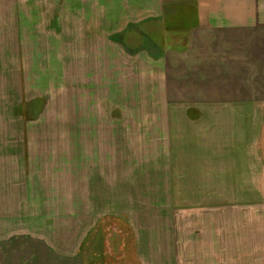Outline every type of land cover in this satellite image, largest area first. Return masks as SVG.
<instances>
[{
    "label": "crops",
    "instance_id": "0c3cea01",
    "mask_svg": "<svg viewBox=\"0 0 264 264\" xmlns=\"http://www.w3.org/2000/svg\"><path fill=\"white\" fill-rule=\"evenodd\" d=\"M28 1L0 0L2 50L13 46L15 33L34 27L38 15H31ZM147 1L141 7L140 0H127L138 12L123 19V27L113 33L126 31L129 24L134 29L111 43L107 58L115 61L121 53L132 67L129 77H160L165 101L161 152L138 164L140 174L130 173L129 155L121 153L122 131L130 132L136 124L121 123L120 110L104 105V98L100 107L95 101L101 111L81 98L93 96L94 90L103 96L102 62L95 64L86 56L79 62L95 66V76L74 64L65 74L63 68L57 73L61 67L55 56L40 62L39 53H31L33 63H27L23 45L15 63H10L14 52L0 53V264H84L81 259L91 257L88 248L94 254L93 244L100 246L109 225H126L119 221L120 196L123 203H133V195L145 187L157 188L147 193L173 194L172 202L180 205L172 222L154 218L155 229L145 224L151 235L164 224L166 235H175L179 255L185 238L204 248L205 257L217 244L220 252L228 250L232 221L242 220L249 236L241 242L264 252V0H190L194 5L164 13L153 7L157 0ZM169 1L189 0H160V7ZM68 15L74 23L75 13ZM99 33L101 39L112 30ZM104 44H97L102 54ZM82 47L79 43L78 49ZM156 124L146 126L153 131ZM26 160L32 163L29 171L20 165ZM14 162L20 170L12 176L6 166ZM142 174L145 178L137 180ZM73 201L80 202L78 219L66 213L57 219L56 211L71 210ZM233 201L242 206L237 212L252 214L231 215ZM216 207L223 210L222 217L212 212ZM178 215L205 216L203 222L211 229L196 220L184 235Z\"/></svg>",
    "mask_w": 264,
    "mask_h": 264
},
{
    "label": "rangeland",
    "instance_id": "374dc122",
    "mask_svg": "<svg viewBox=\"0 0 264 264\" xmlns=\"http://www.w3.org/2000/svg\"><path fill=\"white\" fill-rule=\"evenodd\" d=\"M97 1L98 6L96 5ZM159 1L160 0L152 2L153 7L157 5L155 8L157 13H164L167 10L176 11L188 7L190 4L194 5L190 0L186 2L179 1L177 3L169 1V5L163 2V6L160 7ZM139 3V5L143 7L145 3L149 4V1L140 0ZM26 4L32 16L34 13L38 15L37 18L34 19V27L29 26V30H25L24 34L21 32L18 34L15 33V37L11 39L13 46L10 45L6 47L7 50H2L0 47V53L7 52L6 55L9 56L14 52L10 59V63H15V59L21 56L24 51L17 53L18 47L23 45L27 47V63H33L30 55L31 53L33 56L39 53L40 62L41 60H46L48 57L52 60L55 56L57 67H61L57 68V73L62 71L63 68L65 74L69 73L71 65L74 64V66L86 68L88 73L90 72L95 76L97 69L95 66L84 67L80 66L79 62L82 63V59L85 56L87 59L92 58L95 64L96 62H99V64L102 62L105 81L103 85V96L100 90H94L92 91L93 96L88 97L85 95L81 98L83 101L89 99L90 103L93 105L92 109L94 111H101V109L99 110L96 108L95 101L100 107L101 100L104 98V105H112L120 110L119 121L121 123L136 124L135 128L130 130V132L128 129L122 131L125 135H123L124 144L121 146V153L129 155L128 158L130 162L128 165L130 173L140 174L142 170L138 171L140 166L138 164L141 163V166H143L142 161L150 158L153 153L156 155L161 152V141L163 136V129L161 126H163L164 120L162 106L165 104V101H163L161 97L162 87L159 80L160 77H147L144 74L141 75V77H129L128 72H131L132 67L126 65L127 62L124 60V57L121 56V53L115 54V61L107 59L112 54L111 48L113 46L111 43L114 41L118 42V39H121L122 33L126 34V32L131 31L134 27L129 24L127 25L128 28L126 27V31L123 30L113 33V30L121 29L123 27L121 23L125 21L123 19H126L128 15L133 14L136 10L128 7L127 0H29ZM129 4H133V2H129ZM68 11L75 13L76 21H74V23L68 22L67 19L70 17ZM137 12L138 11H136V13ZM97 13L98 17L95 16ZM133 17L134 16L130 18L131 21L134 19ZM15 20L17 21V19ZM37 21L39 27L36 26ZM45 24L48 25L45 26ZM14 29H16V27H14ZM99 29H103L105 32L112 30V33H103L100 39L99 35L101 36V33H99ZM98 40L99 42H97ZM107 42L110 43L106 44ZM31 43H34V46H28ZM79 43L83 44L81 50L78 49ZM101 43H105L104 45L106 46L103 48V54L101 51L97 50V44L102 47ZM66 46L68 52L77 53L76 57L78 58H74L70 53L65 52L64 48H66ZM70 46H74L77 49L69 50ZM36 48H38L39 52H36ZM124 52L129 53L126 48ZM107 63H110V66H108ZM41 70L43 69L41 68ZM47 70L48 67L43 71ZM83 77H86V74H84ZM85 81L89 84V77L85 79ZM86 82H83V87L85 88L87 86L85 85ZM90 82L93 83V79H90ZM75 85L78 86L79 82H76ZM92 88L97 89V87ZM61 92L63 93V91ZM95 94L98 96L96 100ZM90 103L89 108H91ZM84 110L85 107L83 108V111ZM150 122L157 123L153 126L156 127V130H149V127L146 125ZM171 132L172 130H169V134ZM124 147L126 151H124ZM20 165L24 167V170L29 171L32 169V163H29L27 160L20 163ZM135 166L138 168L132 170ZM6 169L12 176L16 171L20 170L15 162L11 165L8 164ZM155 174L160 175V171H155ZM141 178H145V174L139 175L137 180ZM147 178L154 179L153 177ZM127 180L128 178L125 177V181ZM155 180H159V177ZM136 188L135 186V189ZM147 189L157 188L145 187V192H136V194L133 195L136 201L133 203H123L124 197L120 196V211H118L119 221L123 219L126 225H122L121 222H118L120 224L116 225L114 229V227L106 224L105 227L108 226L109 228L106 231L107 234L104 241L100 242V246L95 243L93 244L94 254L91 251V247L88 248V253L92 258L89 256V259H81L84 264H264V252H260L257 247L248 246L247 248L240 240V238L245 239L246 235H248L244 230L245 225L243 220L242 222L232 221V242L231 248L228 250L220 252L221 246L217 244L213 254L210 255V257H205V252H203L204 248H196L195 244L187 242L185 238L183 242V251L179 255L175 248V235L167 236V227L164 224L160 225L159 229L157 228V233L155 235L154 230H152V235L149 232L147 233L148 228L145 224L148 221L149 224H152V228L155 229V227H153L154 218H158V223H161L162 219H167L172 222L177 213L181 212L179 209L180 205L175 206L172 202L175 200L173 194L147 193ZM232 197L240 199L241 195H232ZM165 199L168 200L166 201ZM234 204L236 203L233 201L232 205L235 206ZM71 205V210H57L56 218L61 219L63 218L62 215L66 213L68 216L72 217V219H74L75 215L78 219L80 202L73 201ZM117 207L118 205H116V207L114 205L113 208ZM239 207L241 208L242 206L237 205L233 207L231 215L244 217L250 215L249 212L252 214L251 210L237 212L240 209ZM163 211L174 212V214ZM203 211L206 212V210ZM213 211L217 218L223 216V210L216 207L215 210L212 209V212ZM178 216L183 217L184 235H186L191 228L190 222L196 220L203 222V219H206L205 216L199 217L196 215ZM203 226L211 229V226L207 227L204 222ZM172 228L174 229L175 227L172 226ZM145 238H147V246L145 244ZM256 241L257 244L261 242L260 239ZM167 248L169 249L168 255L171 260L166 257Z\"/></svg>",
    "mask_w": 264,
    "mask_h": 264
}]
</instances>
